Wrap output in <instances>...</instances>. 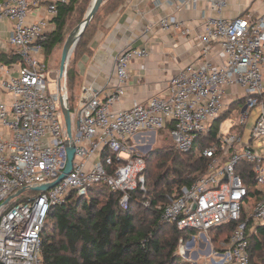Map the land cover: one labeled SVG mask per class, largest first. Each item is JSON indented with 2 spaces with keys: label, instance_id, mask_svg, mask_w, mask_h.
Listing matches in <instances>:
<instances>
[{
  "label": "built area",
  "instance_id": "1",
  "mask_svg": "<svg viewBox=\"0 0 264 264\" xmlns=\"http://www.w3.org/2000/svg\"><path fill=\"white\" fill-rule=\"evenodd\" d=\"M199 1L184 0L179 7L190 8ZM69 3L0 1V23L16 21L7 43L19 56L9 65L0 62V264H43L41 234L48 214L74 193L87 196L94 185L103 183L123 193L120 206L127 209L136 184L144 190L145 161L121 160V155L138 135L166 129L182 153L192 152L201 135L214 132L215 138L202 151L206 172L174 195L163 220L203 235L234 223L224 244L226 259L251 264L249 236L264 226V13L209 18L197 37L204 58L174 76L166 95L118 110L128 90L131 63L149 56L147 48L125 47L114 61V93L103 98L95 87H82L70 111V138L62 109V102L69 109L67 72L50 73L43 49L57 30L60 7ZM210 4L221 13L227 0ZM158 27L175 28L186 36L191 32L174 16L161 19ZM214 47L221 49L222 63L208 58ZM69 146L75 148L72 172L49 191L34 194L32 188L52 184L63 174ZM106 150L111 154L102 158ZM114 159L122 165L110 175L107 166ZM22 189L26 191L15 196Z\"/></svg>",
  "mask_w": 264,
  "mask_h": 264
},
{
  "label": "trees",
  "instance_id": "2",
  "mask_svg": "<svg viewBox=\"0 0 264 264\" xmlns=\"http://www.w3.org/2000/svg\"><path fill=\"white\" fill-rule=\"evenodd\" d=\"M106 1L104 0L99 12L87 26L88 0H70L68 5L61 6L56 19L57 30L43 43L47 60L54 50L64 47L73 25L77 26L74 32L80 31L81 38L66 67L67 104L70 111L74 109L73 102L79 97L81 87L77 61L86 51L82 49L98 24L91 29L92 23L98 18L99 22L104 14L118 9L126 0H110L107 9L104 6ZM18 61L19 56L15 51L6 53L0 50V62L9 65ZM162 131L167 132L171 139L169 129ZM214 138V132L201 135L190 153L179 152L171 139L170 152L154 154L152 161L168 158L171 165L167 167L168 164L163 162L159 164V174L155 175L152 171V177L155 175L153 186L156 190L161 189V192H156L150 201V210L144 208L140 212L139 209L143 208L137 207L138 198L145 194L140 183L137 189L129 192L127 209L120 206L123 193L113 192L103 183L94 185L87 196L77 197L74 193L65 203L52 207L41 234L43 264H179L173 258L179 240L189 239L198 231H181L176 225L166 223L162 218L163 210L171 203L175 194L183 187L194 184L206 172L208 161L203 158L202 151ZM109 154L111 153L106 150L102 158ZM144 161L147 162L146 158ZM121 165V162L114 159V164L107 166L108 173L115 175ZM142 175L145 177L147 172ZM246 185L250 187L251 182L247 180ZM250 192L254 194L255 191L251 188ZM147 213L149 216L146 220ZM234 229L235 224L231 223L214 228L208 233L218 235L219 244L224 245ZM163 232L171 233L172 238L162 240ZM249 241L251 264H258L255 256L259 257L264 250V226L250 235Z\"/></svg>",
  "mask_w": 264,
  "mask_h": 264
},
{
  "label": "crops",
  "instance_id": "3",
  "mask_svg": "<svg viewBox=\"0 0 264 264\" xmlns=\"http://www.w3.org/2000/svg\"><path fill=\"white\" fill-rule=\"evenodd\" d=\"M183 1L126 0L118 9L104 14L82 49L86 51L77 61L80 93L82 87L88 85L98 89L103 98L114 93L118 85L114 73L117 55L127 46L147 48L148 58L131 63L128 90L116 109L128 110L136 104H146L154 96L166 95L174 76L204 58L197 37L209 18L235 19L264 13V0H227L221 13L211 8L210 0L180 8ZM167 16L186 22L191 28L190 35H183L175 28L161 30L158 23ZM15 25L16 21L0 23V50L3 52L15 50L7 43ZM208 58L214 63L224 61L219 47H214ZM145 135L140 134L137 139Z\"/></svg>",
  "mask_w": 264,
  "mask_h": 264
},
{
  "label": "rangeland",
  "instance_id": "4",
  "mask_svg": "<svg viewBox=\"0 0 264 264\" xmlns=\"http://www.w3.org/2000/svg\"><path fill=\"white\" fill-rule=\"evenodd\" d=\"M94 1L95 0H88L89 11L93 6ZM106 2L104 6L107 9L109 7L110 0H107ZM98 20L99 18L94 23H92L91 29L94 28V26H96ZM76 28L77 26L74 25L71 27V31L68 32L67 34L66 41L70 37V35L74 33ZM63 48L54 50L52 54H50V56L47 58L46 63L50 73L60 70ZM9 52L12 53L13 50H10ZM49 81L51 82V89L54 90L55 83L50 75H49ZM78 98L79 97H77L73 102L74 108L77 106ZM228 122L229 121H227L226 123L228 124ZM227 124L226 126L224 125L222 127L224 131L228 129ZM73 127L75 131L76 130L75 122L73 124ZM171 145H172V140L168 136L167 132L159 131L156 134L148 133L145 136H143V139L142 138L137 139V137H135L134 139L130 140L126 145L127 149L125 151H127V153H122L121 155L122 157L121 160H129L138 157H142L143 159L146 158L147 160V162H145V167L143 168V172H141L143 174H146L147 172V175H145L144 177L145 194L140 196L137 201L138 203H136L138 205V206L136 205L137 207L143 208V209L141 208L139 209L140 212H142L144 208L150 210L151 209L150 201L152 200V198L155 197L156 192H161V189L156 190L155 187L153 186L154 176L156 174H159L157 172L160 171L159 164L166 162L168 164L167 167L171 165V161L168 160V158L166 159L162 158L159 161H157V159L152 161V158L156 153L162 152L164 154H167V152H170ZM152 171L155 172V175H153V177H152ZM137 188H138V184H136V187H134L133 190ZM159 207L161 208V204ZM147 214L148 215L145 216L146 220L148 219L149 216V213ZM167 238L168 239L172 238L171 233L163 232V236L161 239L166 240ZM218 239L219 236L216 235L215 233H208L203 235L201 232L196 233V235H193L189 239L181 238L178 242V246H177L178 248L173 254V258L179 264H231L229 260L226 259L227 248L225 247V245L221 243L219 244ZM255 260H257L258 264H264V250L259 255V257L255 256Z\"/></svg>",
  "mask_w": 264,
  "mask_h": 264
},
{
  "label": "water",
  "instance_id": "5",
  "mask_svg": "<svg viewBox=\"0 0 264 264\" xmlns=\"http://www.w3.org/2000/svg\"><path fill=\"white\" fill-rule=\"evenodd\" d=\"M104 3V0H95L94 5L90 9L88 15H87V20H86V26L90 24L92 19L97 15V13L100 10V7ZM80 31H76L73 34L70 35V37L67 39L63 52H62V58H61V65H60V73L61 76H64L66 73V67L70 61V58L81 38V35L79 34ZM62 109L64 112V118H65V123L68 131V135L71 138L72 137V119H71V113L70 110L64 106L62 102ZM67 166L63 172V174L59 177V179L49 185H42L39 187L32 188V191L34 192H39V193H45L49 191L50 189L54 188L56 185H58L62 180H64L71 172L73 169V161L75 157V148L72 146H69L67 148ZM25 189H22L20 192H18L15 196L20 195L21 193L25 192ZM15 196L11 197L10 199L14 198ZM10 201V200H9ZM193 244V243H191Z\"/></svg>",
  "mask_w": 264,
  "mask_h": 264
}]
</instances>
